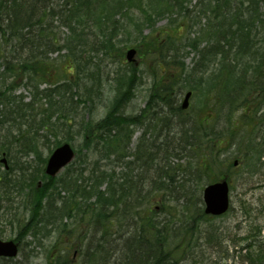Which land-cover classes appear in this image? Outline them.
Wrapping results in <instances>:
<instances>
[{
    "label": "trees",
    "instance_id": "trees-1",
    "mask_svg": "<svg viewBox=\"0 0 264 264\" xmlns=\"http://www.w3.org/2000/svg\"><path fill=\"white\" fill-rule=\"evenodd\" d=\"M54 19L67 29L62 41L50 26ZM160 21L165 24L156 28ZM154 31L157 35L151 36ZM0 35V137L12 145L20 144L38 159L35 170L24 175L21 172L17 180L9 181L5 187L11 185L28 190L23 208L29 210L30 216L21 228H25L26 233L38 230L41 237H45L42 232L45 227L60 222L65 216L86 220V223L108 221L113 214L109 207L119 211L122 203L124 217L131 216L129 227L133 231L129 244L133 253L142 250L141 245L148 251L139 264H178L184 257L186 261L191 253L181 243L174 246L168 241L175 231L171 234L167 225L157 226L151 216L155 212L152 213L149 197L135 194L140 190L134 183L130 185L126 175L119 176L122 181L115 189L111 182L112 170L101 169L98 164L88 176L82 170L75 178L66 176L69 171L56 179L40 177L45 158L32 143L37 142L34 132L37 128L59 127V120L52 121L55 112L67 118V109L75 105L70 90L81 71L87 69L84 63H90L92 57L102 53L114 55L125 64L115 72L112 107L134 93L136 68L124 60L127 48H135L140 56L144 51V57L159 72L154 77L160 82L149 91L150 98L163 100L177 89L206 99L190 122H185L191 133L186 132L184 141L172 148L179 158L191 160L187 166L170 168L165 165L170 150L154 147L136 153V159L144 156L145 166L160 168L162 175L158 177L165 178L161 185L150 186L154 193L172 196L169 186L174 182L175 173L183 175V186L191 179L200 187L226 178L233 190L231 179L236 169L255 180L264 168V0H0ZM91 38L94 41L89 43ZM69 40L79 49L69 50L61 59L54 58L42 65L33 63L36 53L50 51ZM186 51L195 56L191 69L183 64L182 54ZM42 84L49 87L39 90ZM18 86L28 90L29 102H24L22 95H14ZM86 93L92 92L87 90ZM55 95H58L57 100ZM41 98L53 100L48 109L35 113L36 125L24 126L25 129L18 126L17 122L24 119L25 113L34 112L33 105ZM74 100L93 107V99ZM47 114L51 123L43 122ZM159 114L154 113L153 117ZM130 122L135 121L127 118L120 129H114V143L122 138L130 139ZM106 123L105 117L81 129L84 133L93 132V137L100 140L93 144L101 142L91 148L84 137V149L91 152L92 157L96 153L107 159L113 146L108 137L101 141L95 135ZM229 156L238 161L236 168ZM39 177L45 181L41 187H38ZM79 179L82 184L77 185ZM62 191L68 194L63 196ZM7 193L8 190L3 196ZM90 198L94 201L88 202ZM18 209L16 205L7 208L4 215L14 219ZM245 211L248 213V208L245 207ZM206 217L201 207L192 216L189 214L195 226ZM95 247L98 249L100 245ZM261 254L256 258L248 255L249 263L264 264ZM58 264L67 262L59 257Z\"/></svg>",
    "mask_w": 264,
    "mask_h": 264
},
{
    "label": "rangeland",
    "instance_id": "rangeland-1",
    "mask_svg": "<svg viewBox=\"0 0 264 264\" xmlns=\"http://www.w3.org/2000/svg\"><path fill=\"white\" fill-rule=\"evenodd\" d=\"M194 3V2H193ZM192 3V4H193ZM165 24V21H160L157 23L156 28H160ZM53 31L56 34V37L62 41L65 34H67V29L62 26L59 22L53 21ZM145 33L148 30L144 31ZM157 35V32L151 34V36ZM1 36V35H0ZM94 41V38H91L89 43ZM183 53V64L185 68H191L195 56L192 53ZM142 56L136 53L135 64L138 66L136 68L135 76H133V83H135L134 88V98L125 108L126 115H137L140 114V109H143L146 103V98L149 95L148 88L150 87V82L154 79L150 78V75L146 73L147 66H151V61L147 60L144 56V51L141 52ZM89 55H85V58H88ZM61 59V57H60ZM125 60V52H124ZM128 64V63H126ZM124 63L121 64L114 58V55L105 56V54H99L96 56L87 67L85 74L99 73V82L95 84L92 83L95 87L100 89V95L94 97L95 107L88 110L90 107L83 105L82 102L77 103L76 100L72 99L79 115H77L76 120H79L80 116L85 118H92L93 120L101 119L106 112L107 103L113 99L115 96V84L112 81L117 79V74L115 73L119 68H124ZM133 65V64H132ZM99 69V71H98ZM96 78V77H95ZM49 87L48 85L42 84L38 86L39 90ZM14 95H22L24 97V102L30 101V93L28 90L24 89L23 86H18ZM54 99H58V95L54 96ZM53 100V99H52ZM50 100V102H52ZM193 99L190 100V103ZM52 104V103H51ZM197 107L196 104H193V109ZM36 111L42 112L49 108L48 99H40V101L34 104ZM53 108V107H52ZM89 113V114H88ZM56 118L59 117L60 122L64 121V116L59 112H56ZM81 117V118H82ZM129 118V117H128ZM54 121V120H52ZM141 123V119H140ZM143 122L137 126H133L135 132L131 138L132 148H134L136 143V138L140 134V128L143 126ZM77 127V126H76ZM75 127V128H76ZM61 129L48 128L47 130L39 129L38 130V141H49L47 145L41 146V151L44 156L48 155L54 141L64 137L63 132H59ZM60 133V134H59ZM56 135V136H54ZM75 149L77 150V157L75 161L68 167L67 170L61 172L60 177L67 172L74 173L78 176V171L86 168L90 169L94 165V157H88L86 160L83 158L85 154H89L87 150L84 149V144L81 141V137L77 135H72V137H67ZM81 146V147H80ZM83 146V147H82ZM18 150L21 151L20 158L21 161L27 164L31 169H36L38 165V159L36 156L30 152L21 150L18 146H15ZM50 148V149H48ZM230 157V156H229ZM264 158H262L263 160ZM131 160V158H129ZM234 158L230 157L229 161L232 163ZM191 160L182 159L179 160V166H187ZM105 162V161H102ZM14 162H12L13 164ZM10 165V164H9ZM109 165L104 169H110ZM125 166H115V172L118 174L123 172ZM2 166L0 165V182H5L8 179H13L12 176H5L2 173ZM135 174L136 172L133 171ZM30 171L27 172L29 174ZM89 173H85L88 176ZM183 175L180 174V178ZM231 182L233 184V190L230 191V209L224 216L220 217H206L204 220L199 221L197 225H192V220L189 218L194 212L199 208H203L202 205V190L203 186L198 187V182L191 179L186 183L188 188V193L180 192V190L173 193L174 197L165 199L164 202L157 200L152 207V213H154V219L156 222L165 223L171 222L170 233L174 235L169 238L174 246L182 244V247L185 250L190 251L189 258L193 261L184 262L183 264H249L247 259L249 254L255 255L258 253V247L264 249V168L259 172L255 177V180H250L246 174L241 170L236 169L232 176ZM39 187L43 183L38 184ZM27 190V189H26ZM25 188L21 190V196L19 201L15 204H10L4 198L0 200V239L10 240L22 238L20 241V249L18 256L12 260L11 263H6L4 261L0 264H58L59 257H62L64 261H69L74 255V261L77 264H85L88 262L87 258H82L83 251V235L84 234H72L69 236L59 235L58 232H54L51 236H46L42 238L37 231H31L25 238L22 237L25 233V230L21 232L22 228L21 222H24L29 217V212L23 208L24 201H26L27 192ZM6 190L0 185V193H4ZM11 191V190H10ZM9 191V193H10ZM67 191H62L61 195H67ZM159 195V193H158ZM158 195H153L158 196ZM10 196L11 193H10ZM153 199V198H152ZM17 199H14V201ZM94 198L88 199V202H93ZM200 202V203H199ZM16 205L17 215L14 219L10 218L9 215H4L6 209H11ZM164 205V210H160ZM245 207L248 208V213L245 211ZM250 208V209H249ZM197 215V214H196ZM195 215V217H196ZM10 219V220H9ZM13 221H18L19 224L13 223ZM62 222H66L73 231H80L82 228L85 229L87 226L86 221L81 222L79 219L69 220L64 218ZM11 223V224H9ZM187 223V225H186ZM115 224V223H114ZM260 228V232L256 233L257 238H250L249 235L255 229ZM46 234V230L42 231ZM258 232V231H256ZM34 233H38L34 236ZM184 236V239H182ZM177 237V238H175ZM256 239V240H255ZM250 245V246H248ZM256 245V246H255ZM183 259V258H182ZM180 259V261L182 260ZM179 261V262H180ZM257 264H263L258 262Z\"/></svg>",
    "mask_w": 264,
    "mask_h": 264
},
{
    "label": "bare ground",
    "instance_id": "bare-ground-1",
    "mask_svg": "<svg viewBox=\"0 0 264 264\" xmlns=\"http://www.w3.org/2000/svg\"><path fill=\"white\" fill-rule=\"evenodd\" d=\"M53 21H56V19H54ZM52 22H50V26L52 27V30H53V25H51ZM201 22H203V20H201ZM95 41L97 40L95 39ZM78 49L79 48L77 47L75 42L71 40L63 41L58 47H55L54 49L50 51L36 53L33 56L34 57L33 63L42 65L43 63L50 61L51 59H54V58H57V60L60 59V57H63L65 53L69 50L76 51ZM129 49L130 48H127L125 51ZM92 59H94V57H92ZM89 64L90 63H84L83 66L87 68L89 67ZM158 64L161 65L160 62ZM132 66L137 67L138 65L133 64ZM146 68H147L146 73L150 75L151 79H154L150 82V87L148 88V90L151 91L152 89H155L158 83L160 82L158 78L154 77V76H158L159 72L154 66H147ZM87 69L83 70V72L81 71L80 73L81 76L78 78L76 85L70 90V96H72V99L90 100V99H94L95 96L100 95L101 92H100V89L98 88V85L97 87L94 86L100 80L99 73H91L89 75L85 74V71H87ZM1 70H2V67L0 66V71ZM91 82L92 83L95 82V84L92 85ZM112 82L115 84V81H112ZM87 90H90L92 93H86ZM186 93H190L193 99V101L191 103H187V105L184 104ZM134 96H135L134 94L128 95L124 99V101L120 103V105L118 103L116 107H112V104H111L112 100H110L106 105L105 115L99 120H93L91 117L85 118L82 116H80L79 120H76L77 115H79V112L77 111L76 106L74 105L73 108H68L67 118L64 121H61L59 127L56 128V129H61L59 130V132L60 133L63 132L64 137L59 140L56 139L54 143L51 144L53 146L52 149L48 148L50 149L48 152V155L47 156L43 155L45 158V162L43 164L42 173L40 177H44L45 179L51 178L45 173L47 160L50 157V155L61 145H64V144L71 145L74 149V154H75V159H76L77 150L75 149L71 141L69 139H66L67 137H72V135L74 134V135L80 136L81 141H83L85 137L87 139H84V140L88 146H90L91 148L98 146L97 143L99 144L101 142H96L93 144V141H100L99 139H95L93 137V132L84 133L81 129L86 124H90L91 126H93L94 124L98 123L99 121L103 120L106 117L107 123L103 127H101V129H99L95 133V135L97 137H100L101 141L107 137H108V140L111 139V143H113L112 144L113 146L108 152L107 159L100 158V156L95 153L93 157L94 158L96 157L95 158L96 160H94L93 167L90 169L83 168L79 170L78 175L81 173L82 170H84L85 173L86 172L90 173V171L97 164L99 165L101 169L109 165V167H111L110 169L113 172V177L111 181L113 188L115 189L117 184H120V182L122 181L119 179V176L121 177L123 175H126L127 179L131 182L130 185L134 183L135 188L137 190H140L138 193H135V194L141 195L142 197H149V200L151 201V210L157 200H161L162 202H164L165 199L174 197L173 196L174 194L169 197H164V195H162L161 192H159V195H158V192L154 193L152 188H151L152 191L150 190V186L161 185L162 182H165V178L160 179V177H158L159 175H162L160 168L157 169L156 167H152V165L150 167L145 166L144 162L146 158H144V156L141 159H136L135 158L136 153L138 151H144L145 149L154 148V147L160 150H170L166 154L167 155L166 163H165L164 158L163 157L162 158H163L165 165L170 166V168H173V167L176 168L178 164H175V162L178 163L179 160L185 159V157L179 158L180 155L174 152L172 148L176 147L178 143H182L184 141L186 132L188 134L191 133V129L189 128L187 129L185 122L186 123L190 122L193 113L199 110V108L203 105L206 99L200 98L199 94L197 96H194L191 91L178 92L177 89H175L172 92V94L169 95L170 97L163 99V100H159V99L154 100L150 98V96H148L146 98L145 106L143 107V109H140L139 111L140 114H137V115L134 114V115L129 116V115H126L125 108L132 101ZM193 104L197 105L195 110L193 109ZM83 105H85V107L86 106L90 107V109L91 108L93 109L95 107V103H93V107L89 106L88 104H83ZM50 106L51 104L49 100V107ZM1 108L2 107L0 106V109ZM33 108H34V105H33ZM157 112H159L160 114L153 117L154 113H157ZM35 113L38 114V112L36 111V108H34V112L30 111L28 113H25L24 119L17 122V125L22 126L23 129H25L24 126H27V125L29 126L30 124L32 126L36 125L35 122L33 121V118L37 117ZM55 116H56V112L55 114H52V120L54 121L57 119ZM158 116H160V118ZM128 117L130 121H135L134 123L130 122V125L128 128V131L130 133V139L122 138L114 143V140H113L114 129L115 128L120 129L122 126L121 125L122 121L126 120ZM140 119H141V123L143 122L144 124L140 128V134L136 138V143H135L134 148H132L131 138L135 132L133 126H137L141 124ZM35 121L37 122L38 119ZM43 122L51 123L50 115L47 114ZM38 130L39 129L37 128V130L34 132L36 134L37 142H32V143L36 144L35 145L36 150L41 151L40 149L41 146L47 145L49 141L47 142L38 141V138H37ZM0 139H1L0 146H2L0 148V165L3 168L2 173L5 176L13 177V179L11 180L8 179L5 182H0V185H2L5 190H8L7 196L5 197L3 196L5 192L0 193V200L4 198L10 204H15L17 203V201L22 199L20 198L21 196L20 194H21V190H24V189L12 187L11 185L5 188L7 183L9 181L14 182L15 180H17L18 179L17 177L21 175L20 174L21 172L24 175V173H27L28 171L31 172L35 169H31L27 164L21 161V158H20L21 151L15 148V146H18L19 148H21V150L24 149L20 144L12 145L8 140H5L4 137L3 138L0 137ZM57 143H59L58 146H56ZM191 143L192 142L190 141L189 144ZM90 155H91V152L87 155V157L84 156L83 158H85L86 160ZM129 158H131V160H129ZM2 159H5L6 162L3 163ZM102 161H105V162H102ZM12 162L14 163L12 164ZM120 165L125 166L126 168H124L123 172H120L118 174L117 172H115V166L117 167ZM184 167L179 166L178 168H184ZM170 168H167V170H169ZM133 171H135L136 173L133 174L134 173ZM173 173L174 172L171 171L170 175H172ZM69 175H72L73 178L77 177L76 174L71 173V172H69L66 176H69ZM40 177L38 179V184L45 182ZM173 181L174 182L172 183V186H169V191L171 193H175L178 190H180V192H183L185 194L188 193V188L186 186L181 185L182 182L185 181L183 177L180 178V175L178 176L175 173V177ZM79 184H82V181L80 179L77 180V185ZM136 189H133V190H136ZM149 190L151 192H149ZM9 191L12 196H10ZM26 192H28V190H26ZM126 193H128V191ZM153 195H158V196L151 197ZM14 199H17V200L14 201ZM119 206L121 207V210L119 211L116 209H113L112 207H109L110 212H112L113 214L112 216H110L108 221L102 222L101 220H92V221L87 222L85 233L83 231L84 228H82V230L80 231H73V229L70 228V226L66 222L63 223L61 220L60 222L49 223L45 227L46 236L49 237L54 232H58L59 235H64V236H69L74 233L84 234L83 242H81V244H83V248H82L83 251L81 253L82 258L83 259L87 258L88 261L91 260L92 264H139L142 258L148 254V251L144 250L143 246L141 245L140 248L142 250L133 253V249L131 245L129 244V241L132 238L131 233L133 231V229L129 227L131 225V216L127 215L126 217H124V214L122 211V203H120ZM164 209L165 208L163 205L162 208H160V210H164ZM27 211L29 212V210ZM151 216H153L154 218V215H151ZM65 218H68L69 220L73 219L68 216H65ZM79 220L81 221V219ZM84 221L86 220H83L81 222H84ZM24 222H21V223H24ZM13 223H16V225L19 224L18 221H13L12 225ZM156 223L159 228L167 225V228L169 230L172 224L171 222H165V223L156 222ZM20 230L21 232L25 230V233H24L25 235L23 234L24 238L31 232V231H28L26 233L25 228L23 229L20 228ZM173 230L175 231L176 229H173ZM46 236L42 238L45 239ZM97 244L100 245L98 249L95 247ZM19 246H20V242H19ZM98 251H101V252L98 253ZM126 253L127 254L133 253V254L123 255ZM184 258L179 262L180 264H183L184 262H188V261H191V262L193 261V259L189 257L186 261H184ZM190 264H195V263H190Z\"/></svg>",
    "mask_w": 264,
    "mask_h": 264
},
{
    "label": "water",
    "instance_id": "water-1",
    "mask_svg": "<svg viewBox=\"0 0 264 264\" xmlns=\"http://www.w3.org/2000/svg\"><path fill=\"white\" fill-rule=\"evenodd\" d=\"M135 51H127V61H132ZM190 93L186 94L184 104L187 105ZM75 154L70 145L64 144L58 147L48 158L45 173L50 176H56L67 164H69ZM5 163V159H2ZM236 165V162L234 163ZM229 188L225 180L215 182L203 189L202 200L205 206L204 213L207 215H222L229 207ZM17 255V244L13 241L0 240V257L13 258Z\"/></svg>",
    "mask_w": 264,
    "mask_h": 264
}]
</instances>
